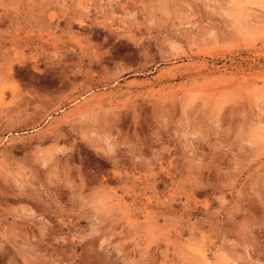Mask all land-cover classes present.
<instances>
[{
  "label": "rangeland",
  "instance_id": "rangeland-1",
  "mask_svg": "<svg viewBox=\"0 0 264 264\" xmlns=\"http://www.w3.org/2000/svg\"><path fill=\"white\" fill-rule=\"evenodd\" d=\"M0 264H264V0H0Z\"/></svg>",
  "mask_w": 264,
  "mask_h": 264
}]
</instances>
